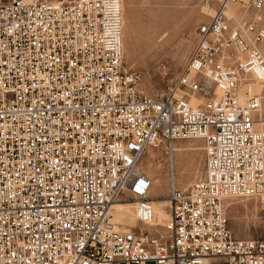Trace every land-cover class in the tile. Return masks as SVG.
Masks as SVG:
<instances>
[{"label":"built area","instance_id":"built-area-1","mask_svg":"<svg viewBox=\"0 0 264 264\" xmlns=\"http://www.w3.org/2000/svg\"><path fill=\"white\" fill-rule=\"evenodd\" d=\"M205 9L182 73L152 98L123 65L122 0H0V264H264V239H234L225 213L230 199L264 207V0ZM182 140L203 157L185 190ZM159 145L167 225L120 230L125 195L152 220L140 164Z\"/></svg>","mask_w":264,"mask_h":264},{"label":"rangeland","instance_id":"rangeland-1","mask_svg":"<svg viewBox=\"0 0 264 264\" xmlns=\"http://www.w3.org/2000/svg\"><path fill=\"white\" fill-rule=\"evenodd\" d=\"M122 3L124 68L140 74V94L161 98L182 73L196 28L207 19V15L201 12L205 8V0H122ZM261 50L264 56V48ZM261 92L264 95V89ZM174 146L192 149L176 153L173 157L175 184L185 190L201 177L202 141L182 140ZM153 167L159 168L161 187L156 186ZM140 169L152 181L149 195L156 193L161 199H166L168 164L162 145L149 148L144 153ZM123 200L134 202L126 195ZM225 213L234 239H264V207L259 203L249 199H230L225 202ZM124 215L113 214V219L124 226L143 229L154 235L162 232L161 226L166 224L159 221L156 228H148L136 222L132 212Z\"/></svg>","mask_w":264,"mask_h":264},{"label":"bare ground","instance_id":"bare-ground-1","mask_svg":"<svg viewBox=\"0 0 264 264\" xmlns=\"http://www.w3.org/2000/svg\"><path fill=\"white\" fill-rule=\"evenodd\" d=\"M202 14H208L207 10L205 8H202ZM124 14V13H123ZM125 16V15H124ZM150 16V15H149ZM151 19V18H150ZM124 30V29H123ZM131 32V31H130ZM191 46V45H190ZM262 48L263 45H262ZM180 63V62H179ZM260 91L259 87L257 85L253 86L251 88V93H258ZM198 103V101L192 97L191 98V104L192 105H196ZM198 141V140H196ZM190 146V145H189ZM190 149V148H189ZM188 148L186 147H178V146H174V155L176 153H181V152H185V151H189ZM192 150V149H190ZM148 151V150H147ZM151 165V164H150ZM192 166V165H191ZM149 169L151 168V166H148ZM155 167V166H154ZM153 167V174H154V177H155V183H156V186H160L161 187V178H160V174H159V168H154ZM174 168V162L172 164V169ZM174 170V169H173ZM177 170V169H176ZM175 170V171H176ZM178 171V170H177ZM165 175V174H164ZM157 187V188H158ZM164 187V186H163ZM187 189V188H186ZM149 198L147 197V200L150 202L151 206H152V210H153V217H152V220L151 222H148L146 223L145 225L148 227V228H153V227H157L159 221H165V223L167 224L168 220H169V217H168V213H167V206H168V203H167V200L166 199H161L159 197L158 194L154 193L152 195H148ZM243 207V206H242ZM235 208V207H234ZM113 212H112V217H113V214H125L126 216H128L130 214V212H132V216L134 218V220L137 222V219H136V213H135V203L134 202H130V201H119V202H116L114 205H113ZM128 214V215H127ZM124 215V216H125ZM119 217H121V215H118ZM123 216V215H122ZM122 218V217H121ZM118 219V218H117ZM127 221V219H126ZM132 221V220H131ZM113 222L116 223L119 227L120 230H131L132 228H130L129 226H124L122 224H120L119 222L115 221L113 219ZM128 222V221H127ZM134 222V221H132ZM123 223V222H122ZM134 224V223H133ZM165 224V225H166ZM136 226V225H135ZM164 226V224H163ZM162 227V226H161Z\"/></svg>","mask_w":264,"mask_h":264}]
</instances>
